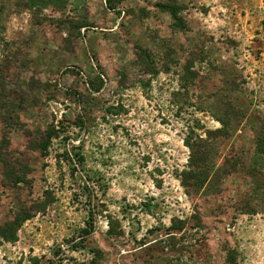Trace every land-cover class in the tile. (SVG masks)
Here are the masks:
<instances>
[{
  "label": "rangeland",
  "instance_id": "rangeland-1",
  "mask_svg": "<svg viewBox=\"0 0 264 264\" xmlns=\"http://www.w3.org/2000/svg\"><path fill=\"white\" fill-rule=\"evenodd\" d=\"M12 221L0 264H264V0H0Z\"/></svg>",
  "mask_w": 264,
  "mask_h": 264
},
{
  "label": "trees",
  "instance_id": "trees-1",
  "mask_svg": "<svg viewBox=\"0 0 264 264\" xmlns=\"http://www.w3.org/2000/svg\"><path fill=\"white\" fill-rule=\"evenodd\" d=\"M51 135H47V137L45 138L46 140H44V142L40 143V149L45 152L49 143V139H51ZM187 146H189L190 148L192 147L190 144L187 143ZM192 149V148H191ZM263 145L261 146V144L257 143V152L259 154H263ZM71 154V153H70ZM196 163V162H195ZM192 170L193 172L191 173L192 179L194 181V185L196 187H203L207 181L209 180V173L211 171V168L209 167H205V166H198L197 164H193L192 166ZM20 226V222L18 221H12V222H8L5 223L3 225H0V239L2 240H6V241H11L15 239V233L17 231V229ZM90 230L87 228H84L83 230H81V239H85V237L87 235H89Z\"/></svg>",
  "mask_w": 264,
  "mask_h": 264
}]
</instances>
